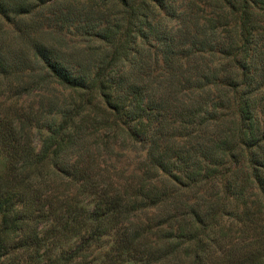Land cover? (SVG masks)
Segmentation results:
<instances>
[{
  "label": "trees",
  "instance_id": "trees-1",
  "mask_svg": "<svg viewBox=\"0 0 264 264\" xmlns=\"http://www.w3.org/2000/svg\"><path fill=\"white\" fill-rule=\"evenodd\" d=\"M0 264H264V0H0Z\"/></svg>",
  "mask_w": 264,
  "mask_h": 264
},
{
  "label": "rangeland",
  "instance_id": "rangeland-1",
  "mask_svg": "<svg viewBox=\"0 0 264 264\" xmlns=\"http://www.w3.org/2000/svg\"><path fill=\"white\" fill-rule=\"evenodd\" d=\"M35 143H36L37 147L40 146V139H39V137H36L35 138Z\"/></svg>",
  "mask_w": 264,
  "mask_h": 264
}]
</instances>
